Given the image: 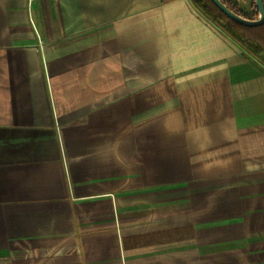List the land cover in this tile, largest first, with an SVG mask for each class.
I'll use <instances>...</instances> for the list:
<instances>
[{"label":"crops","instance_id":"0c3cea01","mask_svg":"<svg viewBox=\"0 0 264 264\" xmlns=\"http://www.w3.org/2000/svg\"><path fill=\"white\" fill-rule=\"evenodd\" d=\"M0 264H264V56L194 0H0Z\"/></svg>","mask_w":264,"mask_h":264},{"label":"trees","instance_id":"16d2710c","mask_svg":"<svg viewBox=\"0 0 264 264\" xmlns=\"http://www.w3.org/2000/svg\"><path fill=\"white\" fill-rule=\"evenodd\" d=\"M195 4L202 8L210 19L225 23V33L246 51L258 58L264 56V24L258 27L237 24L227 18L210 0H195ZM241 32H248L249 36H243Z\"/></svg>","mask_w":264,"mask_h":264},{"label":"rangeland","instance_id":"374dc122","mask_svg":"<svg viewBox=\"0 0 264 264\" xmlns=\"http://www.w3.org/2000/svg\"><path fill=\"white\" fill-rule=\"evenodd\" d=\"M229 8H231L234 12L241 15L242 17H245L247 19L251 20H257L259 19V13L256 8L255 0H222ZM195 3V0H194ZM196 5V4H195ZM198 10L206 17L208 20H210L214 25H216L220 30H222L224 33L226 32L224 29V24L219 21H214L210 19L203 11L202 8H200L198 5H196ZM242 34V32H241ZM243 36H249L248 32H244L242 34Z\"/></svg>","mask_w":264,"mask_h":264},{"label":"water","instance_id":"95a60500","mask_svg":"<svg viewBox=\"0 0 264 264\" xmlns=\"http://www.w3.org/2000/svg\"><path fill=\"white\" fill-rule=\"evenodd\" d=\"M227 18L237 24L246 27H258L264 24V0H255L256 8L259 13V19L251 20L240 16L229 8L222 0H210Z\"/></svg>","mask_w":264,"mask_h":264}]
</instances>
